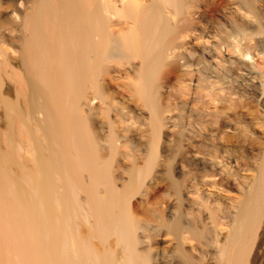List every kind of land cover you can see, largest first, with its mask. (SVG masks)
Masks as SVG:
<instances>
[{
  "label": "bare ground",
  "instance_id": "bare-ground-1",
  "mask_svg": "<svg viewBox=\"0 0 264 264\" xmlns=\"http://www.w3.org/2000/svg\"><path fill=\"white\" fill-rule=\"evenodd\" d=\"M198 3L0 0V264H112L114 250L105 246L109 235L123 249L117 264H149L133 235L130 202L111 172L121 136L95 106L105 101L106 85L121 87L122 79H131L129 99L146 102L156 133L171 119L150 105L152 78L169 60H184L192 38H208L214 44L202 53L210 61L197 63L191 79L197 97L220 103L242 94L263 103L264 113V73L241 51L255 27L264 53V28L233 8L232 32L228 21L221 22L211 36L198 27L196 7L190 8ZM231 73L236 76L227 89ZM143 112L136 108V116ZM214 115L207 110L195 117L203 134L218 137L222 130L212 128L218 124ZM260 161L255 178L240 183V199L205 195L199 205L207 207V217L188 222L181 238L189 241L190 229L200 225L208 233V250L193 246L183 255L187 264H201L189 260L194 253L208 264H264V156ZM197 186L221 190L218 183ZM87 217L93 222L83 233L78 221ZM96 235L103 248L93 244Z\"/></svg>",
  "mask_w": 264,
  "mask_h": 264
},
{
  "label": "rangeland",
  "instance_id": "rangeland-1",
  "mask_svg": "<svg viewBox=\"0 0 264 264\" xmlns=\"http://www.w3.org/2000/svg\"><path fill=\"white\" fill-rule=\"evenodd\" d=\"M199 2L201 4H194L190 8L196 7L192 13H197L198 27L208 31L211 36L218 32L221 22L228 21L226 26H229L228 13L235 11L233 8L248 12L256 27L264 28V2L261 0ZM227 29L229 33L232 32L230 26ZM251 31L252 38L243 41L241 51L252 58L245 56L249 63L264 73V53H260L256 35H253L256 33L255 27ZM190 41L184 60H169L159 69L161 71L158 70L159 74L157 72V76L152 78L156 89L150 105L163 116L170 115V124L153 133L149 123L150 109L145 105L146 102L140 96H133L136 102L129 99V95L133 94V81L128 78L120 81L123 87L106 85L103 90L106 102L95 105L105 116H110L114 130L121 136L123 146L114 158L111 172L116 178L118 189L130 202L133 235L138 251L144 252L149 264H187L188 257L184 259L183 255L193 246L201 253L206 252L208 248L204 244L208 233L202 226L190 229L189 241L182 240L183 231L189 228L188 222L191 224L193 219L200 216L207 217V207L200 206L206 202V194L212 193L214 198L224 201L240 199V183H249L255 178L260 159L264 156L263 103L242 94L235 95L232 102L214 103L211 99H199L194 91L195 82L191 80L196 73L194 66L210 61L202 51L210 49L214 43L208 38H192ZM175 63H179L177 69ZM230 75L226 80L227 89L231 88L228 80L236 76L233 73ZM137 107L144 110L138 116L135 113ZM207 110L216 114L213 120L216 119L218 124L212 128L216 130L221 127L218 137H211L209 132L203 134L196 121L195 114ZM198 183H218L221 190L197 186ZM104 188L103 184L99 185L100 193H103ZM78 198L84 201L85 193L80 191ZM87 218L78 221L83 233L93 222L92 217ZM156 230L160 233H156ZM117 241L116 235H109L105 242L107 248L114 250V255L110 257L112 264H117L123 256V249L117 246ZM92 242L103 248L98 235ZM194 255L189 256L190 261L208 264L207 259H202L197 253Z\"/></svg>",
  "mask_w": 264,
  "mask_h": 264
}]
</instances>
